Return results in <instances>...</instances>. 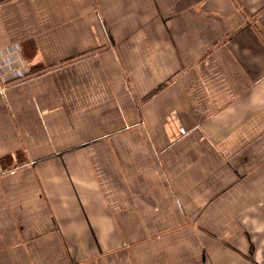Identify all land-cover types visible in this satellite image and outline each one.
<instances>
[{"label": "crops", "instance_id": "obj_1", "mask_svg": "<svg viewBox=\"0 0 264 264\" xmlns=\"http://www.w3.org/2000/svg\"><path fill=\"white\" fill-rule=\"evenodd\" d=\"M0 264H264V0H0Z\"/></svg>", "mask_w": 264, "mask_h": 264}, {"label": "trees", "instance_id": "obj_2", "mask_svg": "<svg viewBox=\"0 0 264 264\" xmlns=\"http://www.w3.org/2000/svg\"><path fill=\"white\" fill-rule=\"evenodd\" d=\"M8 160V159H7ZM10 162V161H9Z\"/></svg>", "mask_w": 264, "mask_h": 264}]
</instances>
